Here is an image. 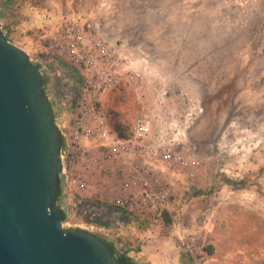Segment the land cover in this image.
Here are the masks:
<instances>
[{"label": "built area", "instance_id": "built-area-1", "mask_svg": "<svg viewBox=\"0 0 264 264\" xmlns=\"http://www.w3.org/2000/svg\"><path fill=\"white\" fill-rule=\"evenodd\" d=\"M19 1L0 0V15L4 13L8 20L13 15V20L20 21L21 14L13 10ZM90 1L74 0V8L80 12ZM230 1L231 16H236L243 8L254 13L257 7L264 5V0ZM117 47L93 32L92 21L63 16L50 48L76 69L81 76L82 89L69 108L57 101L52 112L62 139L59 173L62 227L99 233L113 245L117 254L129 259L126 242L115 235L113 227L100 219V215H94L93 207L109 206L126 216L140 211L151 223H162L165 213L169 212L171 188L162 181L160 166L186 169L190 177L195 176L194 169L199 162L188 144V132L203 113V106L185 93L169 101L170 95L164 89L151 104L142 92L143 86L139 85L135 89L138 110L131 126L127 130L123 126L112 127L99 99L118 87L129 72L138 77L135 69L125 66L128 61L119 56ZM29 59L40 69L49 64V60L40 57ZM84 141L97 143L101 161L117 175L119 183L111 193L96 192L95 196L88 197L86 175L80 164L88 167L92 163ZM176 225L178 247L190 264H208L206 234L181 222Z\"/></svg>", "mask_w": 264, "mask_h": 264}, {"label": "rangeland", "instance_id": "rangeland-1", "mask_svg": "<svg viewBox=\"0 0 264 264\" xmlns=\"http://www.w3.org/2000/svg\"><path fill=\"white\" fill-rule=\"evenodd\" d=\"M43 1L45 0L40 2L41 6ZM13 10L20 14L18 6ZM12 17L10 15L8 20L4 13L0 15L2 32L11 43L26 51L31 59L40 57L49 60L48 66L42 70L44 78L49 81L51 77L54 82L55 97H49L52 108L57 101L65 103L69 108L79 96L82 81L67 59L54 54L50 48L57 35L43 40L37 34L27 33L28 30L24 34L21 32V20L17 22ZM94 22L92 21L93 25ZM109 41L118 46L119 56L126 57L128 61L125 66L135 69L138 77L129 72L118 87L99 99L107 114L108 124L114 128L123 126L124 129H129L138 110L135 89L139 85L143 86L142 92L151 104L155 103L162 89L170 95L169 101L176 99L180 93H185L191 99L201 102L203 113L188 132V144L194 149L193 154L199 162L194 169L195 176L190 177L189 170L186 169L160 166L162 181L170 186L171 193L176 191L172 198L176 210L182 209L184 204L190 208L180 215L178 222L197 230L190 215L198 209L209 210L210 216L205 217L203 222L205 227L198 229L206 234L205 247L211 238H222L223 241H229L234 250L229 254L231 261L226 264H264V115L260 118L261 114L257 110V113L244 111L243 98L238 97L244 96L245 85L205 83L204 95L197 96L196 91L191 90L196 85L171 82L164 64L168 54L163 51V43L158 41V48L162 50L152 52L147 37H144L146 45L142 43L141 50H135L139 43L137 41L138 44H134L132 36L123 39L114 37ZM37 42H41L42 52L34 48L39 45ZM140 42H143L142 38ZM213 54L210 51L207 55L212 58ZM196 56V52H189V58L196 59ZM52 60H57L55 65H52ZM243 60L244 52L236 53L234 61L239 63ZM233 70L235 69H231V72ZM224 71L229 70L224 68ZM237 71H241L239 74L242 75L244 68H237L236 73ZM256 103L259 108L261 101L256 100ZM83 145L90 151L89 161L92 163L88 167L80 164L86 175L88 197L95 196L96 192L111 193L119 183L117 175L101 161L97 143L84 141ZM236 205L248 214L247 219L239 223L233 217L229 219L230 212L226 211L229 206ZM200 213L202 215L203 212ZM169 221L171 224L172 220ZM201 224L199 227L203 226ZM65 228L78 229L72 226ZM92 234L102 236L99 233ZM236 248L239 250L236 251ZM208 264L212 263L209 261Z\"/></svg>", "mask_w": 264, "mask_h": 264}, {"label": "crops", "instance_id": "crops-1", "mask_svg": "<svg viewBox=\"0 0 264 264\" xmlns=\"http://www.w3.org/2000/svg\"><path fill=\"white\" fill-rule=\"evenodd\" d=\"M40 2L23 0L17 4L22 33L37 34L43 40L56 37L60 19L72 15L82 21H95L93 32L105 39L132 36L134 44L139 43L135 50H141L144 37H147L150 51L162 50L158 48L159 41L168 54L164 64L171 82L196 85L191 90L196 91L197 96L204 95L205 83L244 84V96L238 97L243 98L244 111L253 113L257 110L260 118L263 117L264 5L257 7L254 13L243 8L236 16H231L228 11L230 0H91L80 12L74 8V0H45L42 6ZM141 38L143 42H140ZM37 43L39 45L34 48L42 52L41 42ZM210 51L214 53L212 58L207 55ZM189 52H196V59L189 58ZM238 52H244V60L239 63L234 61ZM56 61L52 60V65ZM237 68H244L242 75L239 74L241 71L236 73ZM231 69L235 70L231 72ZM256 100L261 101L259 108ZM175 192L172 191L169 197V212L165 213V217L172 220L171 224L164 218L162 223L153 224L140 211L126 216L109 206L93 207L94 215H100V219L113 227L115 235L126 242L132 264H190L189 258L178 247L179 228L176 225L180 215L190 208L184 204L182 209L176 210L172 201ZM208 211L198 209L190 215L198 229L205 227L203 222L210 216ZM226 211L230 212L229 219L233 217L237 223L248 217L237 205L229 206ZM200 224L203 226L199 227ZM231 246L222 238H211L205 247L208 262L226 264L231 261L229 254L234 251ZM206 249H211V254Z\"/></svg>", "mask_w": 264, "mask_h": 264}, {"label": "water", "instance_id": "water-1", "mask_svg": "<svg viewBox=\"0 0 264 264\" xmlns=\"http://www.w3.org/2000/svg\"><path fill=\"white\" fill-rule=\"evenodd\" d=\"M43 78L0 27V264H128L100 237L61 225L62 139Z\"/></svg>", "mask_w": 264, "mask_h": 264}, {"label": "trees", "instance_id": "trees-1", "mask_svg": "<svg viewBox=\"0 0 264 264\" xmlns=\"http://www.w3.org/2000/svg\"><path fill=\"white\" fill-rule=\"evenodd\" d=\"M6 38L8 39V37L6 36ZM38 68H39V66L38 65H36ZM60 196H61V191H60V189H59V196H58V198H57V201H56V206L57 207H60ZM164 219H165V222H167V223H169L170 221H169V219H167L166 217H165V215H164ZM100 238L104 241V242H106L107 244H108V246L112 249V251L114 252V253H116L115 252V250H114V248H113V245L106 239V238H104V237H102V236H100ZM206 252L208 253V254H211V249H206ZM117 254V253H116ZM117 256H118V259L119 260H121V261H126L128 264H132L131 263V261L126 257V256H123V255H119V254H117Z\"/></svg>", "mask_w": 264, "mask_h": 264}, {"label": "flooded vegetation", "instance_id": "flooded-vegetation-1", "mask_svg": "<svg viewBox=\"0 0 264 264\" xmlns=\"http://www.w3.org/2000/svg\"><path fill=\"white\" fill-rule=\"evenodd\" d=\"M43 85H44V94H46L48 97H50L51 99H53L55 97L54 95V82L52 80V78H49V81L47 80V78L43 79Z\"/></svg>", "mask_w": 264, "mask_h": 264}]
</instances>
